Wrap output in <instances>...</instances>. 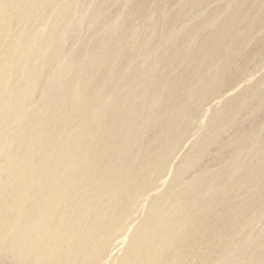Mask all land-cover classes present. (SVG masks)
Returning <instances> with one entry per match:
<instances>
[{"label":"bare ground","instance_id":"bare-ground-1","mask_svg":"<svg viewBox=\"0 0 264 264\" xmlns=\"http://www.w3.org/2000/svg\"><path fill=\"white\" fill-rule=\"evenodd\" d=\"M55 1L11 0L0 11V249H11L28 264H91L110 247L108 240L113 232L124 226L121 217L126 197L122 194L137 189L153 175L156 158L169 149L190 105L224 78V71L211 64L221 54L222 45L213 44V40L199 44L193 53V65L170 78L166 73L185 60V50L178 48L163 63L155 57L142 73L128 77L118 93L102 106L95 126L78 128L88 118V112H96V97L118 74L120 62L128 59L130 52L145 51L154 40L161 21L155 8L145 18L142 7L158 6L161 0H145L112 28L101 23L87 37L93 43L91 50L68 56L51 36L39 40V33L46 32L48 25L51 30L62 26L58 24V14L50 24L57 7ZM85 12L91 21L99 14L98 7H88ZM46 17L45 26L42 21ZM141 17L145 22L138 21ZM66 31L70 32V28ZM105 32L112 34L106 40L100 36ZM220 34L223 41L228 38L235 43L228 31ZM94 40L99 45L94 47ZM40 59L41 68L32 71ZM48 71L56 72L54 81L49 79ZM10 102L14 107L8 106ZM226 108L213 119L201 140L206 141L235 114L233 105ZM10 124L20 125L19 132L3 136ZM73 130L64 145L58 143L64 132ZM248 143L253 145V141ZM246 146L247 143L240 145L241 149ZM201 147L199 141L183 161L180 182L174 187L188 182L185 170L199 160ZM255 156L251 166L249 163L232 174L197 177L181 192L167 190L168 195L159 201L162 215L153 214V223L143 220L135 225L129 233L131 241L114 264H159L165 258L172 264L179 258H204L200 247L211 240L224 243L218 252L221 256L228 253L239 259L264 257V237L252 229L248 234V228L235 229L241 216L263 207H259L256 196L264 194L260 187L264 180V146ZM99 163L109 164L110 171L95 170ZM120 183L123 189L117 187ZM230 183H234L232 198L242 194V202L235 210L231 206L225 214H213L210 204L228 192ZM73 186L84 189V193L73 190ZM70 200H75L74 205ZM168 201H172L171 208L164 211ZM82 208L97 211L99 217L94 222L89 218L66 222L71 217H82ZM159 220L162 225L150 227Z\"/></svg>","mask_w":264,"mask_h":264},{"label":"rangeland","instance_id":"rangeland-1","mask_svg":"<svg viewBox=\"0 0 264 264\" xmlns=\"http://www.w3.org/2000/svg\"><path fill=\"white\" fill-rule=\"evenodd\" d=\"M10 1L0 0V11L4 4ZM144 1L56 0L55 4H57V7L53 9L55 11L50 18V24L53 22L52 19L55 15L58 14L59 18H61V22L58 24L62 26L57 30H51V27L48 25L46 32L39 33L41 34L39 40L42 41L51 36L52 40L57 43V46L63 49L62 53L65 56L74 52L89 51L93 47V43L88 42L87 37L91 33L96 32L101 23H104L105 27L112 28L119 18L128 12H134L138 7L140 8L144 4ZM88 7H98L99 14L95 16V21L87 19L85 11ZM105 8L108 9L105 10ZM153 8H155L154 12H156L158 20L161 21L154 40L150 42L145 51L139 53L130 52V57L120 62L118 74L112 78L108 85L103 86L101 93L96 97V102L99 104L96 112H88V118L86 121H81L82 124H78V128L95 126L98 120H100V109L105 107L109 103V100L118 93L120 87L126 83L128 77L142 73L155 57H157L160 63H163L178 48L185 50V60L174 64V67L170 68V71L166 73L165 76L167 78L173 77L179 71L184 72L185 70L186 72L194 63L192 58L195 47L201 43H208V41L213 40V44L217 45L218 43V46H222L220 50L221 54L211 64L214 68L216 67L224 71V78H221L224 82H221L220 79L218 83L213 84L216 88L213 86H211L212 90L210 87L207 88L205 91L208 90L209 93H205L204 91L203 93L207 95L203 94L204 97L202 95V98L206 100L200 97L194 100V102L201 103L194 104L192 101L193 103L190 105V111L188 110L187 116L189 123L186 118L175 136H173L169 149L161 157L156 158L157 168L153 171V175L149 176L148 180L139 184L137 189H129L127 193L125 191V194H122V196L126 197V200L128 198V201L124 200L123 202L126 206L121 217L124 226L122 229L113 232V237H111V240H108L110 247L98 258L92 259L91 264H114L117 257L123 254L131 241L129 233L135 229V225L137 226L143 220H146V224L153 223L154 215H162L163 207L159 204V201L168 195L169 191L167 190L175 189L176 192H181L193 178H204L211 174L223 177L225 174H232L249 163L251 166L259 148H263L264 146V0H161L158 6L152 5L149 7L146 4L142 7L145 18L147 15L152 14ZM145 18L141 17L138 21L145 22ZM46 19L47 17L42 21V24L45 26ZM69 28L70 32L66 31ZM221 31H228L235 43L231 42L228 38L223 41L221 39ZM110 35H112L110 32H105L104 35L100 33V36L104 37V40L107 39L106 37H110ZM96 41L94 40V47L99 45ZM42 59L45 60L46 56L43 55ZM42 59L34 63L32 71L41 68ZM48 72L51 73L49 79L54 81L56 72ZM219 83L220 85H218ZM216 92L218 96L215 94ZM213 95L216 96L214 97ZM209 97L213 100L209 101ZM185 99L186 97L184 96L183 100ZM36 101L37 99H35ZM199 104L203 105L199 106ZM230 105L235 107V114L230 116L222 126L218 127L209 138L207 137L206 141L201 140L204 134L211 128L213 119L219 113L227 111L226 107ZM8 106L12 108L14 104L10 102ZM196 106L199 107H197L198 110L195 109ZM193 109H195V112ZM126 110L129 111V109ZM11 118L13 117L11 116ZM11 125H8L3 131V136H5L6 132L10 136H15L19 132L20 125H13V127ZM24 127L25 125L23 124V129ZM61 129L62 127L58 132ZM74 131L64 132L58 143L64 145ZM199 141L202 145L203 153L197 162L188 170H185V179L188 182L174 187L176 182H180V169L183 166V161H186L187 156ZM250 141H253L252 146L248 143ZM241 143H247L246 148L241 149ZM54 158L56 159V156ZM160 160H162L161 165L158 163ZM163 160L168 163L170 161L172 165L166 162L167 167H163L166 166ZM99 165L95 167V170L104 173L110 171L109 164L99 163ZM162 171H165L166 174ZM62 181L64 184L68 183L67 180ZM233 185L234 183L228 184V192L220 194V197L210 204L211 207L216 208L215 210L213 209V214H225L231 206L235 210L239 203L242 202V194L238 195L235 199L232 198L234 192L231 189ZM117 187L124 188L121 183ZM260 187L264 191V180L261 182ZM75 188L84 193V189L73 186V190ZM68 194L74 193L68 192ZM93 198L96 197L93 196ZM256 199L259 200V207L263 205V209L260 208L258 212H251L241 216L235 225V229L248 228L246 234L252 229V231H256L258 235L264 237V194L262 196L257 195ZM70 202L71 205H74L75 200H70ZM171 203L172 201H168L164 205V211L171 208ZM78 207L80 208L81 206ZM104 207L105 204L100 206V208ZM156 210L160 211L155 212ZM170 211L165 212V214ZM82 212L84 214L82 217H71L66 222L75 220L84 222L88 218L94 222L99 217L97 216V211H86L82 208ZM179 214L182 216L183 212H179ZM147 217H149L148 220L146 219ZM244 223L246 224L239 225ZM162 224L163 222L159 220L150 227L157 228ZM223 244L215 243L211 240L200 247V249H203L201 252H203L204 258H179L173 261L172 264H264V257L259 259H239L230 256L228 253L221 256L218 252ZM7 250L0 249V264H28L27 261L23 260L22 256L15 254L11 249ZM67 262L70 263L69 260ZM169 263L168 258L161 259L159 262V264Z\"/></svg>","mask_w":264,"mask_h":264}]
</instances>
